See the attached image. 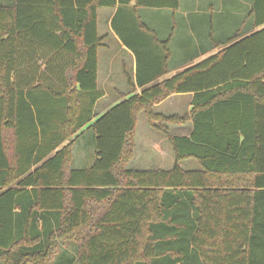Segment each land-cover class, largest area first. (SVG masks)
Returning <instances> with one entry per match:
<instances>
[{"label": "trees", "instance_id": "16d2710c", "mask_svg": "<svg viewBox=\"0 0 264 264\" xmlns=\"http://www.w3.org/2000/svg\"><path fill=\"white\" fill-rule=\"evenodd\" d=\"M132 4L178 9L0 0V264H264V0L252 26L168 78L160 57L144 67L137 55L140 92L98 116V12L115 9L130 48L117 27ZM181 94L186 115L154 112ZM140 114L166 137L171 169L128 168ZM187 124V136L167 130Z\"/></svg>", "mask_w": 264, "mask_h": 264}, {"label": "crops", "instance_id": "0c3cea01", "mask_svg": "<svg viewBox=\"0 0 264 264\" xmlns=\"http://www.w3.org/2000/svg\"><path fill=\"white\" fill-rule=\"evenodd\" d=\"M252 2L253 0H178V9L175 11L135 7L134 10L132 4L128 7L133 9L134 15H130V11L122 15L117 28L122 34V38L136 48L137 54L133 52L131 46L126 48L113 30L111 20L115 9H111L106 23L107 32L100 36L104 37V45L107 39L114 38L117 41L122 60L114 66L109 60L101 69L98 56L97 84L99 89H101L100 85L114 89L111 93L112 97H109L111 105L120 103L122 101L120 96L126 94L129 89L135 88L139 93L140 89L136 85L137 55L142 60L144 67H150L153 60L160 57V64L163 66L164 61L165 69L170 71L165 76L168 78L196 62L216 54L218 48L215 47L220 41L237 37L241 29L253 25ZM103 48L109 51L107 45ZM123 59L130 63L129 72L125 69L126 64ZM122 88L125 90H118ZM101 90L104 96L97 101L96 105L104 98H108L107 93L103 89ZM175 98L186 99L188 111L190 110L192 94L172 95L155 105V108ZM109 107H103L98 114L104 113ZM189 131L190 125L188 132L180 134V136H187ZM173 165L174 163L172 167ZM179 166L185 169L184 162ZM144 169L150 170V168Z\"/></svg>", "mask_w": 264, "mask_h": 264}, {"label": "rangeland", "instance_id": "374dc122", "mask_svg": "<svg viewBox=\"0 0 264 264\" xmlns=\"http://www.w3.org/2000/svg\"><path fill=\"white\" fill-rule=\"evenodd\" d=\"M111 14V9H100L98 12V32L99 35H105L107 26L106 23L108 22V18ZM105 45L108 46L109 51H106L104 48H101L98 51L99 56V63L100 68L102 69V66L104 64H107L109 60L111 61L112 65L119 63L120 60H122L121 55L119 54V46L117 44V41L114 38L107 39L105 41ZM120 55V58H119ZM127 58V57H126ZM124 63L126 64V71L129 72L130 70V63H128L126 60H124ZM111 65V66H112ZM44 69V66L41 67V70ZM100 88L103 89L107 93L108 98H104L101 100L95 108V112L98 114L100 112V109L103 107H109L111 106V103L109 102L111 96V93L113 92L112 88L109 87H103V85H100ZM118 90H125L124 88L118 89ZM104 105V106H103ZM154 112L157 114H162L165 116L168 115H178L179 117H182L188 113V101L184 98H175L172 100H169L166 103H162L158 105V107L153 108ZM102 114V113H101ZM100 113L98 114L101 115ZM188 126L189 124L185 126H168L167 128L170 135L174 136H180V134H186L188 132ZM143 150V151H142ZM75 161L76 163L85 162L91 159V152L86 153L85 151H76L75 153ZM184 162V168L185 169H197L198 164L195 160H187ZM174 163V157L171 151V148L167 142L166 137L154 130H152L148 124L145 116L143 114H140L137 118V130H136V138H135V147L133 150V156L131 160L128 163V168L131 169H144V168H161V169H168L172 167V164ZM182 163V162H181ZM183 166V165H182Z\"/></svg>", "mask_w": 264, "mask_h": 264}]
</instances>
